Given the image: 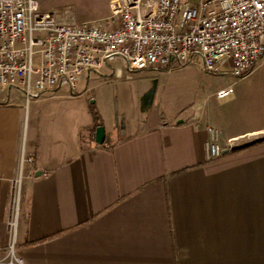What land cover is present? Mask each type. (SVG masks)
Here are the masks:
<instances>
[{
	"label": "crops",
	"instance_id": "obj_1",
	"mask_svg": "<svg viewBox=\"0 0 264 264\" xmlns=\"http://www.w3.org/2000/svg\"><path fill=\"white\" fill-rule=\"evenodd\" d=\"M148 69L134 71L137 102L123 123L102 121V143L90 131L95 70L32 100L0 88V255L15 218L25 264H264V138L211 158L204 145L206 124L221 144L264 130V105L231 96L207 114L155 104V94L144 105Z\"/></svg>",
	"mask_w": 264,
	"mask_h": 264
},
{
	"label": "built area",
	"instance_id": "obj_2",
	"mask_svg": "<svg viewBox=\"0 0 264 264\" xmlns=\"http://www.w3.org/2000/svg\"><path fill=\"white\" fill-rule=\"evenodd\" d=\"M107 7L101 18L75 22L41 9L40 0H0V88H19L26 100L46 88L74 90L83 72L114 57L129 73L182 65L197 55L205 70L227 64L234 77L264 58V0H107ZM231 92L229 85L213 97ZM205 130L208 158L264 138L259 130L221 144L217 126ZM18 188L19 178L11 186L16 201ZM6 223L10 241L0 264H25L14 251L16 220Z\"/></svg>",
	"mask_w": 264,
	"mask_h": 264
},
{
	"label": "rangeland",
	"instance_id": "obj_3",
	"mask_svg": "<svg viewBox=\"0 0 264 264\" xmlns=\"http://www.w3.org/2000/svg\"><path fill=\"white\" fill-rule=\"evenodd\" d=\"M46 7L67 20L91 19L108 13L106 0H40V8ZM122 66L123 60L114 57L91 71L87 82L90 100L107 126L122 122L125 106L132 105L133 100L137 102L135 95L130 93L132 89L134 91L135 70L124 75L120 69ZM147 71L151 74L149 87L153 84L151 94H155V104L161 103L170 109L195 105L208 114L216 107L224 110L231 96L241 98L239 102L243 107L264 105V58L242 77H234L226 65L219 71L205 70L197 55H192L180 66L172 64L168 68ZM225 85H231L234 90L227 96L214 98L213 93ZM237 102L238 99L231 104L236 107ZM122 123H119L120 129Z\"/></svg>",
	"mask_w": 264,
	"mask_h": 264
},
{
	"label": "water",
	"instance_id": "obj_4",
	"mask_svg": "<svg viewBox=\"0 0 264 264\" xmlns=\"http://www.w3.org/2000/svg\"><path fill=\"white\" fill-rule=\"evenodd\" d=\"M153 89V84L143 92L142 96H141V102L144 105H147V103H149V96L152 92ZM104 139V128L102 125H98L95 127L94 130V140L97 143H102Z\"/></svg>",
	"mask_w": 264,
	"mask_h": 264
},
{
	"label": "trees",
	"instance_id": "obj_5",
	"mask_svg": "<svg viewBox=\"0 0 264 264\" xmlns=\"http://www.w3.org/2000/svg\"><path fill=\"white\" fill-rule=\"evenodd\" d=\"M90 110L92 114V119H93V125L91 127V133L95 130V127L98 125H102V118L101 115L99 114L98 110L95 108L93 102L90 104Z\"/></svg>",
	"mask_w": 264,
	"mask_h": 264
},
{
	"label": "bare ground",
	"instance_id": "obj_6",
	"mask_svg": "<svg viewBox=\"0 0 264 264\" xmlns=\"http://www.w3.org/2000/svg\"><path fill=\"white\" fill-rule=\"evenodd\" d=\"M15 207V206H14ZM16 208V207H15ZM15 210V209H14ZM16 212V211H15Z\"/></svg>",
	"mask_w": 264,
	"mask_h": 264
}]
</instances>
